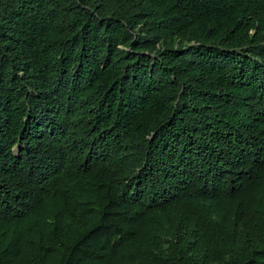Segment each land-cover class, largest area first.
<instances>
[{"label": "trees", "instance_id": "trees-1", "mask_svg": "<svg viewBox=\"0 0 264 264\" xmlns=\"http://www.w3.org/2000/svg\"><path fill=\"white\" fill-rule=\"evenodd\" d=\"M0 264H264V0H0Z\"/></svg>", "mask_w": 264, "mask_h": 264}]
</instances>
